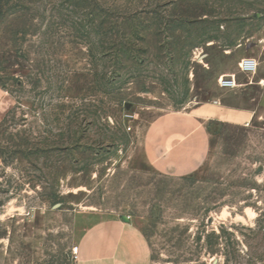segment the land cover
I'll return each mask as SVG.
<instances>
[{"label":"rangeland","instance_id":"374dc122","mask_svg":"<svg viewBox=\"0 0 264 264\" xmlns=\"http://www.w3.org/2000/svg\"><path fill=\"white\" fill-rule=\"evenodd\" d=\"M263 28L264 0H2L0 264H77L85 214L128 217L149 264H264V117L210 125L192 174L140 146Z\"/></svg>","mask_w":264,"mask_h":264},{"label":"crops","instance_id":"0c3cea01","mask_svg":"<svg viewBox=\"0 0 264 264\" xmlns=\"http://www.w3.org/2000/svg\"><path fill=\"white\" fill-rule=\"evenodd\" d=\"M264 31V28H263ZM264 36L245 45L239 57L255 58L254 74H233L236 87L221 89L217 96L180 112L156 116L145 128L140 146L147 167L157 173L192 174L214 124L246 126L264 117ZM77 264H149L150 249L130 219L85 214L77 216Z\"/></svg>","mask_w":264,"mask_h":264},{"label":"built area","instance_id":"2783aa9c","mask_svg":"<svg viewBox=\"0 0 264 264\" xmlns=\"http://www.w3.org/2000/svg\"><path fill=\"white\" fill-rule=\"evenodd\" d=\"M262 52L264 54V45L262 46ZM257 69V61L255 58H243L238 63V70L242 74H254ZM235 79L233 76H226L220 79L219 87L222 89H234L236 87Z\"/></svg>","mask_w":264,"mask_h":264},{"label":"water","instance_id":"95a60500","mask_svg":"<svg viewBox=\"0 0 264 264\" xmlns=\"http://www.w3.org/2000/svg\"><path fill=\"white\" fill-rule=\"evenodd\" d=\"M121 220H122L123 222H125V223H128L129 218L126 217V216H122V217H121Z\"/></svg>","mask_w":264,"mask_h":264},{"label":"trees","instance_id":"16d2710c","mask_svg":"<svg viewBox=\"0 0 264 264\" xmlns=\"http://www.w3.org/2000/svg\"><path fill=\"white\" fill-rule=\"evenodd\" d=\"M2 0H0V2H1Z\"/></svg>","mask_w":264,"mask_h":264}]
</instances>
